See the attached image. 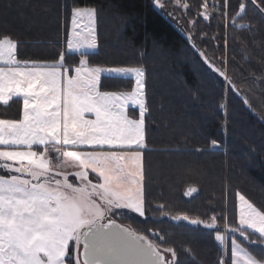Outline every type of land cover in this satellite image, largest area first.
Masks as SVG:
<instances>
[{"label": "trees", "instance_id": "1", "mask_svg": "<svg viewBox=\"0 0 264 264\" xmlns=\"http://www.w3.org/2000/svg\"><path fill=\"white\" fill-rule=\"evenodd\" d=\"M186 1L184 11L161 9L154 0H0V38L17 40L18 58L54 63L64 52L75 67L79 54L66 45L70 6L97 8L98 47L85 51L91 64L143 67L150 106L143 150L146 214L123 209L112 217L162 250L174 249L175 264H217L230 255L232 236L225 251L215 229L172 217L187 214L207 222L223 212L235 226L236 193L264 209V13L247 0ZM238 3L247 4L244 13ZM200 52L225 72L232 89ZM102 85L107 91L134 86L131 79L110 77H102ZM22 112L21 98L0 102V118L20 119ZM0 172L6 173L2 167ZM189 187L198 191L185 195ZM243 245L260 255L255 246Z\"/></svg>", "mask_w": 264, "mask_h": 264}, {"label": "snow or ice", "instance_id": "2", "mask_svg": "<svg viewBox=\"0 0 264 264\" xmlns=\"http://www.w3.org/2000/svg\"><path fill=\"white\" fill-rule=\"evenodd\" d=\"M154 2L164 9L161 0ZM247 2L264 13V0ZM176 4L188 8L180 0ZM70 7L66 45L68 51L79 54L75 67L66 63L64 52L54 63L18 58L17 40L8 34L0 38V102L7 105L13 97L23 98L22 119H0V161H4L0 167L15 173L0 175V264H167L163 251L175 256L174 249L162 250L147 235L111 218L123 209L144 217L148 206L142 163L150 114L145 69L93 66L85 49L98 47V10L75 3ZM203 8L207 13L208 3ZM246 9V3H238L240 13ZM199 55L230 89L234 87L205 53ZM102 77L131 79L134 86L130 91L103 90ZM130 105L138 109L135 118L129 114ZM212 144L217 146L216 141ZM34 146L41 150H33ZM49 146L62 164L53 163ZM89 173L95 174L97 183L89 179ZM69 175L78 178L80 185L69 182ZM197 191L189 187L185 195ZM236 196L239 220L235 226L228 224L223 212L207 222L187 214L172 218L215 229V239L225 251L228 238L222 231L238 234L261 250L260 255L253 254L233 236L230 255L217 264H264V209L243 194ZM218 220L225 222L223 229ZM120 233L145 247L130 245Z\"/></svg>", "mask_w": 264, "mask_h": 264}, {"label": "rangeland", "instance_id": "3", "mask_svg": "<svg viewBox=\"0 0 264 264\" xmlns=\"http://www.w3.org/2000/svg\"><path fill=\"white\" fill-rule=\"evenodd\" d=\"M161 2L162 3H164L167 7H170V9H173V10H175V9H178V8H182V7H180L179 5H177L176 4V0H161ZM180 4L181 5H183V4H187L188 5V3H187V1L186 0H180ZM184 11H186L187 10V8H182ZM172 10V11H173ZM204 15H205V13H203ZM70 30H71V28H70ZM69 38H70V32H69ZM98 43V42H97ZM85 50H90V51H92L93 49H85ZM95 50V49H94ZM130 108L131 109H134V110H138V109H136L134 106H130ZM4 163V162H3ZM62 163H63V160H62ZM61 163V164H62ZM142 163H143V160H142ZM143 165H144V163H143ZM144 169V168H143ZM4 171L6 172V174H10V175H12V174H15V173H9L7 170H5L4 169ZM68 171H71V172H74L75 171V169H68ZM70 182V181H69ZM74 184H76L77 186H79L80 185V181H79V179H78V182H76V183H74ZM240 194H242V193H240ZM246 198V197H245ZM247 199V198H246ZM251 202V201H250ZM238 210H239V200H238ZM116 211H118V212H121L122 210H116ZM218 226H220L222 229H223V226H224V224H222V225H220V224H218ZM151 233H153V230H151ZM221 234H225V235H227V238H229V237H233V236H236V234L235 233H225V232H221ZM215 236H216V233H215ZM236 238H237V241L239 242V243H241L242 244V246L243 247H245L244 245H243V241H242V238H239V237H237L236 236ZM253 239H255V238H253ZM72 247V246H71ZM225 248V247H224ZM71 252V251H70ZM254 254V253H253ZM166 256H167V258L170 260V264H175L176 263V255L175 256H173L171 253H168V252H166Z\"/></svg>", "mask_w": 264, "mask_h": 264}, {"label": "crops", "instance_id": "4", "mask_svg": "<svg viewBox=\"0 0 264 264\" xmlns=\"http://www.w3.org/2000/svg\"><path fill=\"white\" fill-rule=\"evenodd\" d=\"M85 51H90V50H85ZM73 75H74V73H72ZM13 98H15V97H13ZM18 98H21L22 99V101H23V98L22 97H18ZM131 106V105H130ZM129 106V107H130ZM129 111V110H128ZM130 114V113H129ZM131 116V115H130ZM23 118V112H22V117L20 118V119H22ZM91 118V117H90ZM134 118V117H133ZM0 119H5V118H0ZM20 150H25V149H20ZM33 150H36V151H40L41 149H40V146H34V149ZM49 157L53 160V163L54 164H57V165H59V164H61L62 163V158H59L56 154H55V152L52 150V146H49ZM3 162L4 161H0V165H2L3 164ZM70 173H71V171H69ZM0 175H4V176H6V177H8V176H10V174L8 175V174H6V173H3V172H0ZM72 177H74L73 175H69V181L71 182V183H73L74 184V180L72 179ZM78 179V178H77ZM89 179L93 182V183H97L98 182V180L97 181H95L93 178H91L90 177V173H89ZM77 182V181H76ZM75 186H77L76 184H74Z\"/></svg>", "mask_w": 264, "mask_h": 264}, {"label": "water", "instance_id": "5", "mask_svg": "<svg viewBox=\"0 0 264 264\" xmlns=\"http://www.w3.org/2000/svg\"><path fill=\"white\" fill-rule=\"evenodd\" d=\"M111 218L112 219H115V218H113L112 216H111ZM116 221H117V223H119V224H121V225H124V226H127V227H129L130 229H132V230H135V229H133L132 227H130L129 225H127V224H125V223H123V222H121V221H119V220H117V219H115ZM113 231H115V230H113ZM136 231V230H135ZM138 232V231H137ZM138 233H140V232H138ZM140 234H142V233H140ZM120 236H121V238L123 239V240H125L127 243H129L130 245H132V246H134V247H137V248H144L145 246L139 241V240H137V239H135L134 237H132V236H129V235H127V234H124V233H120L119 234ZM142 235H144V234H142ZM163 255L165 256V258H166V261H167V264H170V260L167 258V256H166V253L163 251Z\"/></svg>", "mask_w": 264, "mask_h": 264}]
</instances>
